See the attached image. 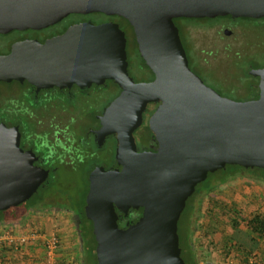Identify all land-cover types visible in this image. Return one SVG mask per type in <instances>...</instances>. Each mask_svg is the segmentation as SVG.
I'll list each match as a JSON object with an SVG mask.
<instances>
[{"label":"water","instance_id":"obj_1","mask_svg":"<svg viewBox=\"0 0 264 264\" xmlns=\"http://www.w3.org/2000/svg\"><path fill=\"white\" fill-rule=\"evenodd\" d=\"M119 15L132 26L137 50L153 73L135 82L126 38L113 21L79 22L45 41L23 39L0 54V81L37 88L65 82L89 86L113 79L119 94L100 116L99 140L115 133L121 169L88 175L84 213L92 221L97 264H186L178 220L187 198L209 172L237 164L264 168V80L259 97L238 101L191 70L174 18L264 17V0H0V33L41 29L71 13ZM149 102L155 151H137L134 129ZM17 126L0 121V210L29 199L48 176L20 146ZM142 208L118 226L117 210Z\"/></svg>","mask_w":264,"mask_h":264},{"label":"flooded vegetation","instance_id":"obj_2","mask_svg":"<svg viewBox=\"0 0 264 264\" xmlns=\"http://www.w3.org/2000/svg\"><path fill=\"white\" fill-rule=\"evenodd\" d=\"M71 14H75L78 18L65 26L54 29L46 34H42V32L54 27L65 17L59 22L41 29L28 28L0 33V36H8L12 33L17 34L14 39L10 40L4 50L0 49V54L8 53L11 49V45L16 41L29 38L43 42L51 36L63 33L71 24L79 22H92L94 24H99L106 21H113L119 25L121 30H123L126 38L128 60L127 70L131 76L129 68L131 67L133 70L134 64L133 62L130 63V59H128L129 55L127 46L128 43L132 41V44L137 47V42L133 28L129 22L119 15H106L102 12ZM94 14H100L101 18L97 19L93 17ZM79 15L82 16L80 17ZM192 19L194 20L184 21V23H180V19H177L175 23L191 70L195 72L206 85L211 86L206 82L205 78H208V72L211 71L213 67L212 64L215 61L220 59H224L226 62L228 60H233V62L234 60H237L238 62L242 61L243 65L241 68H237V74H235V72L229 73L225 70L218 76L217 79L225 84H231L230 82H232V79L240 78L239 82L237 81L238 83L235 82L234 85L227 84L229 88L221 90L226 94L247 93V96L244 98H236V96L232 97L226 95L227 97L238 101L258 98L261 84L264 80V57L260 59L255 53L264 51V17H234L227 14L213 18L202 17ZM205 20H208L209 23L206 24L204 22ZM208 30L213 32L209 38L206 35V31ZM189 52H194L195 67L200 72H196L194 67H192L190 55L188 54ZM144 64H142L138 70V73H141L139 74L140 77L138 79L131 76L135 82L150 81L153 79V73L151 75V70L146 64ZM199 73H204V77ZM0 83H4L14 88V90L7 95L0 93V110H7V115L9 117L7 126L18 127L21 134V148L23 150L33 151L36 156L33 164L48 170V176L40 186L49 182L50 174L54 175L53 182L49 184V189L45 190V193L43 194V203L50 206L47 208L31 209L28 211L26 217L35 214L63 217L68 223H71L74 230L73 232L76 235L72 212L64 209L65 207H71L72 205L78 206L79 204L78 198L81 193L78 192L76 188L77 185L74 175L77 172L86 174V187L88 191V175L95 167H102L104 170L115 168L121 169V165L118 164L116 159V134H107L103 139L99 140L95 133V131L101 127L100 116L108 104L119 94L121 87L113 79L109 78L104 79V81L99 84L92 82L89 86L82 87L79 86L77 82H65L62 86L52 85L40 88H37L27 80H23L22 82L18 80H12L10 82L0 81ZM92 89L99 96L109 89L113 91V94L109 96V99L106 100L98 111L91 114L92 116L87 113V118L76 117L73 111L77 109L80 104L89 100ZM213 89L223 95L220 90L216 88ZM3 96L8 97L7 100L4 99ZM156 105L157 103L154 102L146 104L145 109L142 112L141 123L133 131L137 151H155L157 148V141L148 124L149 117L154 111ZM28 128H34L35 133H37L36 138H34V135L28 133ZM56 204H61V206L51 207V205ZM198 205L202 206V197H198L196 200L194 199L192 210V213L194 214H191L188 218L190 227L195 226L193 238L196 230L202 225L201 217L204 215L202 214V207ZM205 205L206 208H204V210L214 208L209 207L210 204L208 203ZM84 206L85 203L83 205V210ZM74 210L78 211L79 209L76 207ZM136 211V219L129 218L126 220V217L132 213V209H129L128 215L126 216H120V211L117 210L118 226L124 228L130 223L136 221L141 215L142 208H138ZM200 212L201 215H199ZM234 213L236 214V212ZM86 219L88 224L89 222L92 224L90 219L87 217ZM123 219L125 221H123ZM236 221H238V219H234L233 222ZM239 235L241 236L240 239H242L240 243L246 240L244 241L245 246L251 249L256 240L250 236L243 239L242 237H244V235L239 234V231L235 230L234 226L230 237H234L235 240L231 239V243H236V239ZM207 237H210V235ZM228 238H226L225 241H227ZM201 239L205 240V237H202ZM263 239L264 237L257 241L256 249L250 253H253L257 259L256 262L261 264H264V252H260L257 249L259 248V243ZM225 241H222L220 238L216 242V244L222 246L223 253H225L224 248H227L228 246ZM200 247L204 248L203 245ZM222 249H218L220 253ZM194 250L196 251L195 242ZM204 250L205 254L206 250H209L206 245ZM237 257L238 254L231 250L225 257V264L232 263ZM206 263L219 264L218 262L207 258L205 255L202 264Z\"/></svg>","mask_w":264,"mask_h":264},{"label":"rangeland","instance_id":"obj_3","mask_svg":"<svg viewBox=\"0 0 264 264\" xmlns=\"http://www.w3.org/2000/svg\"><path fill=\"white\" fill-rule=\"evenodd\" d=\"M93 17L100 19L101 15L100 14H94ZM77 18H78V16L71 15L65 21V24H68V23L76 20ZM204 22L206 24L209 23L208 20H205ZM180 23H184V21L180 19ZM60 27H62V26L52 27L46 31H43L42 34H46L50 31L57 29V28H60ZM212 33L213 32L211 30L206 31L207 37L209 38L212 35ZM16 36H17L16 33H12L8 36H0V49L4 50L7 46V44L10 42V40L14 39ZM136 49H137V47H135L132 44V41H130L128 43V46H127V51H128V55H129L128 59H130V63L133 62L134 67H133V70L130 67L129 71H130L131 76H133L135 79H138L140 77L139 74H141V73H138V70L140 69L142 62L134 54V51ZM188 54L190 55L192 67H194V70H196V72H200L195 67L196 63L194 61L195 60L194 52H189ZM255 54L260 59H262V57H264V51H261V52L255 53ZM242 63H243L242 61L238 62L237 60H234V62H233V60H231V61L228 60L226 62V61H224V59L223 60L220 59L218 61H215L212 64L213 67H212L211 71L208 72V78H205L206 82L208 84H210L212 86V88H216V89L220 90L222 92V94L225 96L226 95L232 96V97L236 96V98L246 97L247 93L241 92V93H236V94H226L223 92V90H221V89L229 88L228 85H234L235 82H237V81L239 82L240 78L232 79V82H230L231 84L227 83L228 85L225 83H222L221 81H219L217 79L218 76L220 74H222V72L225 70H227L229 73L235 72V74H237V72H238L237 68L238 67L241 68L243 65ZM235 65H236V67H235ZM201 73H199V74L204 77V73L203 74H201ZM12 90H14L13 87H10L9 85H6L4 83H0V93L7 95ZM112 94H113V91L111 89H109L108 91H105L101 96H99L92 89L89 100L87 102H83L82 104H80L78 106V108L73 111L74 115H76V117H82V118H87L88 114H90V116H92L91 114L98 111L100 109V107L106 102V100L109 99V96ZM3 98L7 100L8 97L3 96ZM27 131H28V133L34 135L35 136L34 138L37 137L36 136L37 133H35L34 128H30V129L28 128ZM247 170H245L244 172L238 173L237 174L238 176L235 179H232L223 185L215 187L208 194H203L202 192L201 193L199 192L198 193L199 195H195L194 198L190 199V201L188 202V208L186 207V210L184 209L185 210L184 215L186 217H183L184 216L183 215L181 220H180V223H179V226H180L179 229H180V235L181 236H183V233L189 234L190 223L188 222V218L190 217L191 214L192 215L194 214V213H192L194 199L196 200L198 197H202V206L201 207L204 211V215H203V217H201L202 218V220H201L202 225H200L199 228L196 230L194 238H193V240L195 242L196 256H197L200 264H202L203 257L205 255L207 258H210L212 261H216L219 264H225L226 258L224 257V253L222 252L223 251V249L221 248L222 246L216 244V242L220 238L222 241H225V239L230 236L232 229H233L232 222L234 221V219L240 220L241 218L250 217L254 214H259V215L264 216V182H261V181L254 179V177H256V175L259 174V172H261V171L258 169H253V168H248ZM220 175L221 174H218V173L210 175L208 178V181H210V180L215 181L216 179H218V177ZM74 178H75V182L77 185L76 188H77L78 192H80L82 194V192H84L86 189L87 176L85 173L77 172L74 175ZM50 180H51V178H50ZM41 191H42V189L39 190V193ZM235 196L236 197L239 196V198H236ZM241 197L244 200H242V199L240 200ZM233 198L238 200L236 202V205L234 206L236 211H238V213L235 214L233 212H227V214L225 216H219L218 214H215V215H217V217H219L218 221H217L219 228H215V231H209L207 229L208 228L207 224L213 223L212 221L214 218H212V216L210 217L207 214V212H205V210H206V209L204 210V208H206L205 204H207V203L210 204L213 201L219 200L222 202H226L227 204L230 205L231 202H229V200H231ZM222 206H224V204H222ZM215 210H216V208H215ZM23 222H30V221L29 220L28 221L23 220ZM238 229L245 231L242 225H240ZM73 231L74 230H73V226H71V223H69V225H67V227L63 229V235H65V248L66 249L70 248L67 251H71V247L77 244V237ZM181 231H182V233H181ZM208 235H210V237H207ZM202 237L203 238L205 237V240L201 239ZM244 241H246V240H244ZM201 245H203L204 248L206 245L207 249H209V250H206V254L204 253V251H205L204 248L200 247ZM218 247L220 249H222L221 253L219 252ZM257 250L260 252H264V239L261 240V242L259 243V248ZM240 263H241V261L237 258L236 260L232 261V263H229V264H240ZM76 264H79V263L76 261Z\"/></svg>","mask_w":264,"mask_h":264},{"label":"trees","instance_id":"obj_4","mask_svg":"<svg viewBox=\"0 0 264 264\" xmlns=\"http://www.w3.org/2000/svg\"><path fill=\"white\" fill-rule=\"evenodd\" d=\"M71 15H75V14H69L67 17H65L61 22H59L55 26H58V25L65 26L66 25L65 21ZM86 16H90V15H86ZM177 19H181L183 21L194 20L192 18L179 17V18H174L175 23ZM134 54L141 60L142 64L145 63L137 49L134 51ZM150 72L152 75V71ZM8 119L9 117L7 115V110H0V121L4 122L7 125ZM247 169L248 168L242 167L237 164H226L224 168L218 169L214 172H209L206 179L198 183L195 187L194 192L187 198L184 209L186 210V207L188 208V202L190 201V199L194 198L195 195H199L198 194L199 192L200 193L202 192L203 194H208L215 187H218L220 185L225 184L226 182H229L232 179H235L238 176L237 175L238 173L244 172ZM253 169H258L261 171V172L258 171L259 174H257L256 177H254V179L264 182V168L254 167ZM217 173L221 174L218 177V179H216L215 181H212V180L208 181V178L210 175L217 174ZM53 178H54V175L50 174L49 182L40 186L39 189L29 199L25 200L24 202L16 206H12L5 210H0V226L22 223L23 220L26 218V215L29 210L49 207L50 205L43 203V194L45 193V190L49 189V184L53 182ZM40 189H42V191L39 193ZM86 191H87V187L85 191L79 195L78 206L72 205L71 207H65L64 209L72 212L73 223L76 229L77 244L71 247V252H73L74 260L77 261L79 264H97V259H96V254H95L96 241L94 238V234L92 232V224L90 222L88 224V221L85 217L84 210H83ZM210 204L211 205L209 207H214V208H211L210 210L209 209L205 210V212H207V214L210 217L212 216V218H214L212 221L213 223L207 224L208 226L207 229L209 231H215V228H218L217 221L219 217H217V215L215 214H218L219 216H225L227 212L238 213V211L235 210V207H232V206L230 207V205L227 204L226 202L216 200V201L211 202ZM222 204H224V206H222ZM55 206L60 207L61 204L51 205V207H55ZM198 206H201V205H198ZM76 207L79 209L78 211L74 210L76 209ZM184 209L181 212L180 218L178 220V235H179V246L181 248V257L183 258L186 264H199V260L196 256V251L194 250V241H193V232L195 230V226L190 227L189 234L183 233V236L180 235L179 223H180L182 216L184 215V212H185ZM202 214H204V211ZM136 215H137L136 209H132V213L128 217H126V220H128L129 218L136 219ZM199 215H201V212ZM120 216H123V213L120 212ZM183 217H186V216L184 215ZM123 221L125 220L123 219ZM232 225L234 226L235 230L239 231V234L244 235V237H242L243 239L245 237L250 236L256 241H255V244L250 249L249 247L245 246L244 241L240 243V240H242L240 239L241 238L240 235L237 237L236 243H231V239H234V237L229 236L227 241H225L227 242L228 246L226 245L227 248H224V252H225L224 257H226L229 254V252L233 250L234 252L238 254L237 258L241 262L246 261L248 255L253 250L256 249V245L258 243L257 241H259L261 238L264 237V216L255 214V215H252L251 217L241 218L240 220L233 222ZM240 225L243 226L245 231L238 229ZM68 249L70 248H67L66 250ZM67 252H70V251H67Z\"/></svg>","mask_w":264,"mask_h":264},{"label":"built area","instance_id":"obj_5","mask_svg":"<svg viewBox=\"0 0 264 264\" xmlns=\"http://www.w3.org/2000/svg\"><path fill=\"white\" fill-rule=\"evenodd\" d=\"M38 215L40 221L29 215L24 220L30 222L0 226V264H76L73 252L65 248L67 220ZM256 261L252 253L240 264H261Z\"/></svg>","mask_w":264,"mask_h":264},{"label":"crops","instance_id":"obj_6","mask_svg":"<svg viewBox=\"0 0 264 264\" xmlns=\"http://www.w3.org/2000/svg\"><path fill=\"white\" fill-rule=\"evenodd\" d=\"M235 197H236V196H235ZM235 197H234V198H235ZM234 198L231 199V200H229V202H231V203H230V206H235V205H236V202H237L238 200H237V199H234ZM236 198H239V196H237ZM241 199L244 200L242 197L240 198V200H241ZM32 216H35L36 221H40V219L38 218V216H40V215L37 214V215H32ZM42 221H43V220H42ZM65 221H66V219H65ZM67 225H69L68 221H67Z\"/></svg>","mask_w":264,"mask_h":264}]
</instances>
